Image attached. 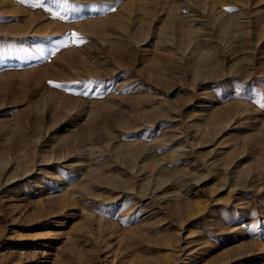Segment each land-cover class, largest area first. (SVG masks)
<instances>
[{
  "label": "rangeland",
  "instance_id": "374dc122",
  "mask_svg": "<svg viewBox=\"0 0 264 264\" xmlns=\"http://www.w3.org/2000/svg\"><path fill=\"white\" fill-rule=\"evenodd\" d=\"M0 264H264V0H0Z\"/></svg>",
  "mask_w": 264,
  "mask_h": 264
},
{
  "label": "snow or ice",
  "instance_id": "6c2138e0",
  "mask_svg": "<svg viewBox=\"0 0 264 264\" xmlns=\"http://www.w3.org/2000/svg\"><path fill=\"white\" fill-rule=\"evenodd\" d=\"M72 35H74V34H70L69 37H68V39H71V36H72ZM68 39H65V41H63V42H64L65 44H67V43H68ZM53 54H55V53H53ZM50 83H51V82H50ZM77 83H81V82H77ZM92 84H93V82H92V81H89V82H87V83H82L81 86H82L83 88L87 89V88L91 87ZM55 86H56V87H63L62 85H55ZM97 86H99V85H97ZM83 94H84V95H87V92L85 91Z\"/></svg>",
  "mask_w": 264,
  "mask_h": 264
}]
</instances>
